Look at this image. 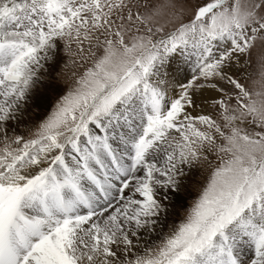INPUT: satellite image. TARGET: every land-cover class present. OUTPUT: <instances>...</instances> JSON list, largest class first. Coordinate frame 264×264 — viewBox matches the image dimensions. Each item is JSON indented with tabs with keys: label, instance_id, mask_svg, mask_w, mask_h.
Wrapping results in <instances>:
<instances>
[{
	"label": "snow or ice",
	"instance_id": "snow-or-ice-1",
	"mask_svg": "<svg viewBox=\"0 0 264 264\" xmlns=\"http://www.w3.org/2000/svg\"><path fill=\"white\" fill-rule=\"evenodd\" d=\"M257 42L264 0H0V264H264Z\"/></svg>",
	"mask_w": 264,
	"mask_h": 264
},
{
	"label": "rangeland",
	"instance_id": "rangeland-1",
	"mask_svg": "<svg viewBox=\"0 0 264 264\" xmlns=\"http://www.w3.org/2000/svg\"><path fill=\"white\" fill-rule=\"evenodd\" d=\"M201 2L202 0H190V4L192 6ZM262 58H264V43L257 42V45L251 51V55L247 57L249 61V65L247 69L248 78L242 82L251 86L252 80L260 79ZM70 71L71 70H69V72ZM70 82L71 81L68 80L67 77H62L57 79L56 88L58 89V93L51 95L49 97L47 104L49 110L51 108V105L54 103L55 99L58 97V95L63 94V92L66 90L67 84ZM204 110L206 112L212 111V109L208 105L204 106ZM207 174H208L207 171H198L196 173L194 182L189 188V195L187 196V198H182L185 207L191 204L192 200L197 195L200 186L205 182ZM183 215H184V211L183 209H181L180 212L178 213L177 222H179V218L183 217Z\"/></svg>",
	"mask_w": 264,
	"mask_h": 264
}]
</instances>
